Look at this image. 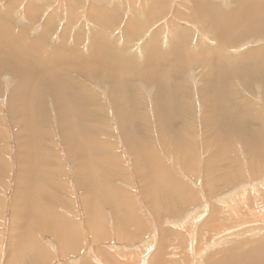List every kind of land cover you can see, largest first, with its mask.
I'll use <instances>...</instances> for the list:
<instances>
[{"label":"rangeland","instance_id":"1","mask_svg":"<svg viewBox=\"0 0 264 264\" xmlns=\"http://www.w3.org/2000/svg\"><path fill=\"white\" fill-rule=\"evenodd\" d=\"M193 1L0 0V21L10 30L9 32L22 33L23 38L31 42L36 50L45 51L46 57L52 53L53 56L60 53L66 57V65L72 64L68 69L66 80L70 85L69 88L76 91L67 92V101L75 103L79 97L85 98L83 105H80L81 110L75 104L76 110L86 120L85 127H89L90 130L93 128V133L95 131L93 141L96 143L94 148L88 150L90 157L75 158L72 153L74 148L71 146L72 143L64 137L65 131L61 128L55 100L51 94H43L41 105L33 109L37 118L40 144H22L20 142L22 134L18 133L19 125L9 113L10 95L18 85L19 78L7 68L0 70V156L5 160V163L0 165V243L2 244H0V252L2 251L0 264H11L19 256L18 249L13 246V241L10 239L9 230L16 189L19 187L18 184H23L29 179V175L27 179L20 174V168L23 169L25 162L26 165L30 163L28 160L24 162L23 159L27 148L34 149L39 157L44 158L43 163L40 161L35 164L36 170L42 176H34L29 179V183L33 182L36 190L38 183L42 182L45 193L61 198H57L59 200L57 203L51 197L46 199L41 197L42 203L46 202L58 214L78 224L84 235L83 241L78 244L80 246L72 253L62 249L50 229L38 226L36 238L42 246H45L47 254L42 264H143L142 261H145L144 264H156L160 260L163 261L159 264H208L223 256V252L219 251L227 246L219 245L223 236L214 239L208 236L225 229L224 224L221 225L215 219L209 220L212 205L215 208L212 211L217 212L218 206H221L215 201L216 198L220 196L231 198L245 187L250 190L253 186L259 188V185H263L264 157L251 163L247 157L248 146L241 141V138L236 136L231 138L226 152L230 157L236 158L237 161L231 162L230 166L234 171L239 170V175L225 189L211 195L205 192L204 163L207 164L206 160L214 154V149L203 147L204 142L212 138L214 142L217 139L215 127L208 123L213 122L212 119L219 112L216 113L208 107L206 94L202 91L205 89L208 93L209 74L203 76L202 72L205 69H198L202 65L200 64L202 58L201 51L196 45L201 43V46L206 45L205 47L209 48L220 44L219 37L215 36L216 32L213 29L215 25L212 27L211 22L218 24L222 20H227L226 15L234 11L235 7H241L242 4L238 3L244 0H207L208 5H212L213 11L211 14L206 12L209 21L203 23H200L202 22L200 15L203 13ZM250 2L256 3L257 6L259 3H264V0H250ZM237 10L239 13L240 10ZM247 24L243 22L239 25L241 27L243 25L242 30H237L240 27L233 29H236V32H244L248 28ZM180 30L183 33H180ZM232 31L230 37L234 44L229 46L228 52L236 60L235 63L240 67L245 65L244 62L241 63L244 59L254 63L256 56L259 55L257 52L261 54L264 50V31H260L257 35L251 33L243 36ZM188 43L189 47H181ZM96 45L100 48L95 49ZM172 48H181V57L183 59L191 57L187 61L191 59L193 61L182 63V67L177 69L162 62L157 63V66L168 71L169 86L176 91L172 101V120L169 127L164 130V127L161 129L159 125L160 110L158 111L155 102L159 84L154 79L149 80L138 75L137 68L146 72V69H150L153 65L145 66L148 62L144 56L152 54L153 51L158 52V55ZM188 49L193 51L188 52ZM223 49L221 46L219 50L223 52ZM95 50L98 51L94 54ZM247 51H250V58L246 57ZM224 54L228 53L224 52ZM105 57L124 64L125 70L127 69L125 73L129 75L124 77L126 88L114 87L110 81L113 79L104 78L101 70H93L94 66H100L99 64L105 62ZM226 58L230 59V56L227 55ZM40 59L41 57L37 58V62ZM71 59L74 63L70 62ZM75 63L79 67L78 65L73 67ZM77 67L78 69H75ZM254 69L264 72L261 67ZM226 82L232 87L233 95L230 96L234 101L232 106L237 110L241 121L246 124L240 134L248 137L251 130L261 128L260 122L264 119V77L260 73L253 72L250 78L245 80L236 72V76L231 75ZM227 101L233 103L228 97ZM244 108L257 110L259 114L255 116L250 112L246 114ZM129 109H132L131 116L129 118L122 116L124 110ZM127 134L145 140L147 148L152 149L184 184L190 186L191 190L198 191V196L194 200H189V203L180 202L181 199L176 197L172 201L175 207L172 208L171 202L166 197H162L163 192L160 197H156L152 191H149L146 188L149 183L144 181L143 175L137 169L139 167L126 140ZM181 136L187 137L189 143H179L178 146L177 141L183 139ZM100 157L111 159L110 164ZM185 159L188 160L187 162L191 161V170L185 165ZM222 165H226V162H222ZM89 166L99 170L97 175L101 181L106 180L114 186L117 190L114 191V195L120 194L119 196L127 197L132 202L130 208L121 206L118 211L119 216L128 213L137 218L132 222L133 224H130L128 219L123 220L126 221L122 222L123 225L128 224L125 226L124 235L116 234L114 221L117 212H114L109 204H99L100 206H97L99 209L96 208L97 212H94L95 215L99 213L101 218L98 225L101 230L103 228L101 236L92 234L88 229L85 214L86 208L91 206L92 201L89 200L88 195H84L85 192H82L84 189H80L78 185L81 183L80 174L88 172L89 169L85 168ZM215 166L217 165L207 164V168ZM41 177H45L46 180ZM82 180L86 181L87 178L82 177ZM249 192L250 196H248L253 201L260 203L264 198V194L256 196L254 191ZM258 205H262V202ZM91 208H88L89 213ZM262 210L255 214L254 220H260L259 226L264 228L262 222L264 218L260 216L264 213ZM198 213L200 217L195 220L194 216ZM252 226L255 227L256 224L251 223ZM42 227L45 230H41ZM91 235L96 237L93 239ZM215 243L217 246H213ZM60 248L62 253L59 251Z\"/></svg>","mask_w":264,"mask_h":264},{"label":"bare ground","instance_id":"2","mask_svg":"<svg viewBox=\"0 0 264 264\" xmlns=\"http://www.w3.org/2000/svg\"><path fill=\"white\" fill-rule=\"evenodd\" d=\"M194 1L197 3L199 9L203 13L200 15V18L202 19V22L200 23L206 21L208 22L209 18L207 16L208 14L206 15V12H210V14L212 13V5H208L209 3H207V0ZM238 4H242V6L238 8L235 7L234 11H230L229 14L226 15L225 19L227 20H222L218 24L216 23L217 25L215 24V22H211L212 27L213 25H215L213 29L214 32H216L215 36L219 37L220 44L215 45V47L209 48H206V45L201 46V43L196 45V47H198L201 51L202 58V60H200V64L202 65H200L198 69H205L202 72L203 76L209 74V76L207 77L208 93L205 89H202V91L206 94L205 97L206 102L209 105L208 107H211V109L216 113L219 112V114H217V116L212 119L213 122L208 123L209 125L211 124L212 127H215L217 139L216 141L214 140V142L213 138L212 140L204 142L203 147L204 149H207L209 147H212L214 149V154L206 160V163L217 165L212 168H207V164L204 163V167H206L204 168L203 172V183L205 192L209 195L213 194L214 192H218L221 189H225L230 183L233 182L236 176L239 175V170L234 171L233 167L230 166L231 162L237 161L236 158L234 159L233 157H230L229 153L226 152L228 145H230L228 143L231 142V138L235 136L239 139L241 138V141L248 146L247 157L251 163L253 160L256 161V159L262 160V157H264V124H262L264 123V119L263 122H260L262 125L260 129L255 128L251 130L250 133L247 132L249 134V139L248 137L241 135L240 131L244 130L246 124L241 121L237 110L232 106L234 105V101L232 100L233 98L230 97L233 95L231 89L232 87L226 82V80L231 75L236 76V72L245 80H248L253 72L260 73L264 77V72H260V70L254 69V67H261L264 70V50H262L261 54L257 52L259 54L257 56L253 55L256 56V61L254 62L255 64L248 62L246 59L241 61V63L244 62L245 64L243 67H240L239 64L235 63L236 60H234V58L231 57L230 52H228L230 51L229 46L233 43L231 40L232 37H230V34H232L230 33V31L233 30L232 32H236V29H233L235 27H240L237 28V30H242L243 25L242 27L239 26L241 25V23L247 22L248 24L246 25V27L248 28L247 30L244 29V32L237 31L236 34L240 36L249 35L251 33H253V35H257L260 31H264V3H259L256 6V3H254V5L250 2V0H244L242 3ZM236 8L240 10L239 13ZM249 24L252 26H250ZM9 31L10 30H8L7 27L0 21V70L7 68L11 72H13L16 77L19 78L18 85L10 95L11 106L9 107V113H11L10 115H12L14 122L19 125L18 133L21 132L20 134H22L20 142L24 145L40 144V135L38 133V126L36 125L37 118L36 114L33 112V109H35L36 106L38 108L41 105L40 101L43 94H51L58 108V116L61 128L65 131L64 137H66L67 141H70L72 143L71 146L74 147L72 153L75 155V158L77 157L86 159L88 158V156L90 157V151L88 150H91V148H94V145H96V143L93 141V134L95 133V131L93 133V128L92 130H90L89 127H85L86 120L81 117V113L76 110L75 105L77 104L78 109L81 110L80 105H83L85 98L81 99L80 97H77L78 99L76 98L77 100L75 103L67 101V92L76 91L69 88L70 85L66 80L68 69L71 68L70 66L72 64L66 65V57L60 53L55 52L56 54L54 56V53H52L49 57H46L45 51H41L40 49L36 50L31 42L23 38L24 36L22 35V33ZM180 33H183V31L180 30ZM252 37L254 38V36ZM97 45L95 46V49L100 48L98 47L99 45ZM188 45L189 43L185 45L183 44L181 47H189ZM220 45L224 48L223 52L219 50L221 48ZM97 51L98 50H95L94 54ZM191 51L193 50L188 49V52ZM162 52L157 55L158 52L153 51L151 52L152 54L144 56L145 60L148 62V64H145V66L153 65V67H151L150 69H146V72L138 70L137 67H135V69L137 68V71L139 73L138 75L146 79L149 78V80L154 79V81L159 84L160 88L157 91L155 102L158 111L160 110V128L162 129L164 127L163 129L165 130L167 129V127H169L172 120V101L175 98L176 91L175 88H171L169 86L168 71L165 68L157 66V63L162 62L163 64H168L169 66L176 67L175 69H177V67H182V63H191L193 59L188 61L187 59H190L191 57L183 59L181 57V48H172L169 51L167 50L164 53ZM224 52L228 53L227 55L230 56V59L226 58L227 55L224 54ZM250 56V51H247L246 57L250 58ZM39 57H41L42 59V61L40 59L41 62L39 60V62H37V58ZM104 60L105 62L103 64H99L100 66H94L95 68L93 67V70H101L102 76L104 78L113 79L110 81H112L114 87H117L118 89L124 88L126 82L124 81V77L129 76L127 73H125L127 69L125 70L124 64L122 62L110 60L108 57H105ZM70 62L74 63V60L71 59ZM76 65L78 64L75 63L73 67H76ZM78 67L75 69H78ZM82 72L84 73L83 70ZM125 97L127 96L125 95ZM227 97L233 103L230 104L227 101ZM165 98H167V100ZM130 110L132 109H129L127 111L124 110V112L122 111V116H127V118H129L131 116ZM244 111L246 112V114L249 112L252 113V116L259 114L257 110L253 111L252 109L249 110L244 108ZM87 112L86 114L88 115ZM126 136V140H128V144L131 148V151L133 152L132 154L134 155L136 165H138L137 167H139L137 169L141 172L140 174L143 175L144 181H147L149 183L146 188L149 191H152V193H154L156 197H160L161 192H163L164 195H162V197H166V199L171 202L170 207H175L172 201H174L176 197L178 199H181L180 202L189 203V200H194L195 197L198 196V191L191 190L190 186L184 184V182L180 180L165 163H163L161 158H159V156H157V154L154 153L152 149L147 148L145 140L137 137H132L129 134H127ZM183 136H181L183 139L177 141L178 146H180L179 143H189L187 137L185 138ZM161 138H163V136ZM164 142L165 144H167L166 141ZM84 147L85 151L83 150ZM23 159L24 162L25 160H28V162L30 163H27L26 165L25 162L23 169L20 168L21 175H24L27 179L28 177L29 179H32L34 176H42V174L36 170L35 164L40 161L42 162V159L44 160L43 156L39 157L34 149L27 148L24 151ZM102 159H105L103 161L107 163H109V160H111L106 157H103ZM181 159L183 160V158ZM187 161L188 160L185 159V165L190 168L192 163L190 160L189 162ZM222 162H226V165L223 166ZM3 163H5V160L0 156V165H2ZM28 164L32 165L30 166ZM191 168L189 170H191ZM85 169H89L88 172L84 174L81 173L80 175H82V177H84L85 179L87 178V180L84 181L81 177V183L78 186H80V189H84L82 192H85L84 195H88L89 200L92 201L91 206H86L87 208L85 220L88 229L91 230L92 234L101 236L103 228L101 230V228L98 227L101 218L99 216V213H96L95 215L94 212H97L95 211V209L98 208L97 206H100L99 204H109L114 212H117L115 214V226L113 225L117 229L116 234L124 235V233L126 232L125 226H127L128 224L123 225V220L128 219V222H130L131 224L132 222L136 221L137 218L133 215L132 218V216H130L131 214L129 215L128 213H126L124 216H119L118 211L120 210L119 207L121 206L130 208L132 202L127 197L123 198L119 196L120 194L114 195V191L116 189H114V186H111L106 180L101 181V178L99 177V175H97L99 170H96L90 166L86 167ZM83 172H85L84 169ZM253 173L254 175H256L255 172ZM43 174L46 177L45 172H43ZM77 176L79 177V175ZM45 177L41 178L45 179ZM21 179L19 180L21 181ZM29 179L27 180V182L24 181L23 184H18L19 187L15 192L16 198L12 203L13 216L11 217L12 221L9 235L11 237L10 239H12L13 241V246L18 249L19 255L17 259H14L13 262L11 261L13 264H42L46 259L47 254L45 252L46 249H44L45 246H42L41 243L38 242L35 234L37 232L36 230H38V226H45L44 228L47 227V230L50 229L53 232L54 236L57 238L62 249L67 252L73 253V251H75L77 247L80 246L78 244L84 239L82 229L78 224L69 220L63 215L58 214L56 210L51 209L46 204V202L42 203L41 200V197H43L42 199L51 197L53 201H56L58 203L59 200L57 198L59 196H51L50 193H45L44 188L42 187V182L38 183L39 185L35 190V187H33L34 183H29ZM262 184L264 185V183ZM263 185H259V188H257V186L255 188L253 186V188L250 190L245 187L244 190L242 189L237 195H234L231 198L230 196H220L216 198L215 201H217L218 205H220L221 207L218 206L219 211L215 212L212 211L215 209L212 205L211 213H209L208 218L209 220L210 218L215 219V221L219 222L221 225L224 224L225 229L221 230V232L219 231L218 233L209 234L208 236L210 239H214L217 236H223L219 241V245L223 247L225 245L227 246L222 248L221 250L219 249L220 252H223L222 257L212 261L209 260L210 262L208 264H264V228H262V226H259L260 222L258 221L260 220H254V218H256L255 214H258L260 209L264 210V198L260 196L262 198V205L259 206L258 204H261V202L258 203L255 200L253 201L252 198L249 197V191H254V193L257 194L256 196H259L258 194H264ZM149 194H151V192ZM154 194L153 196H155ZM88 198L86 200H88ZM232 199H234V201ZM256 200L258 201L257 198ZM257 206H259V209ZM90 207H92L93 209L91 208V212L89 213L88 208ZM240 207H242V209H240ZM244 208L246 210H244ZM251 208H256L257 210L252 211ZM92 210L94 211L92 212ZM263 214H260L262 218H264ZM199 217L200 214L198 213L194 216V219L196 220ZM262 222L264 224V221ZM251 223L254 225L256 224V226L251 227ZM101 226L103 227L104 225ZM44 228L42 227L41 230H45ZM95 235L93 236L96 237ZM94 237H92L91 235V238L94 239ZM230 242L231 244H229ZM216 244L217 243L213 244V246H217ZM59 251L61 252V248L59 249ZM161 261L163 260L158 261L156 264L162 263ZM142 262L144 264L145 261Z\"/></svg>","mask_w":264,"mask_h":264}]
</instances>
